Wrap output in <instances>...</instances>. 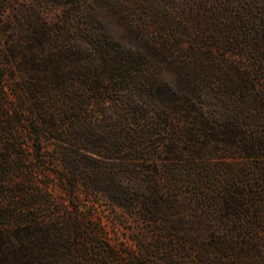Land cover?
<instances>
[{
	"label": "rangeland",
	"instance_id": "obj_1",
	"mask_svg": "<svg viewBox=\"0 0 264 264\" xmlns=\"http://www.w3.org/2000/svg\"><path fill=\"white\" fill-rule=\"evenodd\" d=\"M236 62L262 68L253 91L264 103V0H0V152H9L11 160L8 179L0 182V208L11 206L16 217L33 216L58 234L69 230L75 245L86 249L75 264H264V158L234 157L221 149L219 158L200 160L195 171L217 203L207 193L198 204L193 189L182 187L160 221L158 196L147 193L152 217L145 219L132 195L124 205L112 202L116 186L109 177L139 181L141 190L152 174L145 170L162 155L127 161L93 155L107 163L104 169L94 164L69 170L58 154L64 143L53 138L40 115L56 113L63 129L75 128L70 149L86 142L120 144L121 133L108 137V131L116 126L115 134L121 132L134 110H148L155 127L159 102L175 97L226 123L235 119L226 80L196 82L186 67ZM106 64L117 77L130 68L129 81L105 78L108 92L88 89L92 128L83 127L82 117L69 125L66 114L76 95L96 83L95 73ZM144 78L154 80L155 97L141 93ZM38 96L42 102L34 103ZM172 112L175 126L183 117ZM255 120L250 114L239 119L248 133L257 125L264 134V115ZM131 121L136 127L148 123L142 117ZM31 127H42L41 137ZM153 138L164 136L146 143ZM75 174L95 178L100 190L72 187ZM129 189L138 190L134 184ZM241 193L247 205L238 202Z\"/></svg>",
	"mask_w": 264,
	"mask_h": 264
},
{
	"label": "trees",
	"instance_id": "obj_2",
	"mask_svg": "<svg viewBox=\"0 0 264 264\" xmlns=\"http://www.w3.org/2000/svg\"><path fill=\"white\" fill-rule=\"evenodd\" d=\"M109 69L112 70V68H109V64H106L98 72L95 71L96 83L94 85L87 84L86 89L81 90L76 95L74 109L66 114L67 121H70L69 125L72 126L74 121L82 117L83 127L85 129L92 128L93 119L88 106L92 105L91 102L94 101V98L86 95L88 89L92 88L93 91L100 90V92L105 93L110 89L108 83L111 80L116 81L119 79V82L129 81V75L127 74L130 72V68L124 71L126 75L121 74L120 77L115 76L111 71L107 72ZM261 69L259 65L249 68L237 62L229 65L214 64L203 66L200 69L187 65V75L190 78L193 77L196 82H199L200 79L202 82L211 79L215 80L216 78L226 80L227 100L235 106V111L233 112V118L235 119H228L226 123L219 122L217 118L219 114L210 113V117L205 118L202 110L198 113L194 103L189 106L188 103L190 102H186L183 98L178 99L175 97L173 100L159 102L162 112L155 121V127L150 125L152 118L148 110L145 109L143 113L142 111L137 112L134 110L128 113V123L124 125V128H121V132L115 134L116 126L110 127L108 131V137L110 135L116 137L121 133L120 144L113 143L109 147H105L101 144H86V142L70 149L67 146L73 144L74 139L76 140V136L71 133L75 131V128L71 129V131L68 129L69 127L63 129L59 119L60 115L56 113H49V115L40 113L41 122L50 133H54V135L52 134L53 138L64 143L58 154L60 160L69 170H75L81 165L90 167V165L94 164L104 169L107 163L104 160H92L90 156L93 155L102 156L105 159L111 158L126 161L134 157L145 159L151 156L154 157V155H162L163 158H159L160 160L158 159L153 164V168L145 170L146 173L151 172L153 175H147L148 178L142 180L146 181V185L141 190L139 188L142 183L139 181L135 183L121 182L119 177H109L116 186L114 192L109 194V197L113 203L124 205L125 197L132 195L131 199L138 200L141 204L143 218L151 219L150 203L152 202L148 200V194H155L158 196L155 201L159 209L157 218L163 221L168 218V207L175 204V197L181 193L182 187L193 189L194 193L197 194L198 204L205 202V198L208 197L207 193L210 197L209 191L212 190L211 187L206 186V180L201 175L195 174V171H199L200 160L207 157L212 159L219 158L221 149H224L228 155H236L234 157L247 159L264 158V134L258 131L257 125L254 126L255 129L251 133H248L241 121H239L243 115L244 117L248 116V114L253 115L254 121L260 115H264V103L261 98L257 97L258 93L253 91L255 89V78L259 73H262ZM105 78L108 79V83L105 82ZM2 79L3 73L0 72V81ZM69 84L68 88L72 89L73 83ZM63 85L66 88L65 85L68 84L64 82ZM140 85L143 87L141 91L143 95H150L151 93L153 95V79L144 78ZM121 87L119 86L120 90L123 89ZM251 92L254 93L251 94ZM102 99L105 98L102 97ZM33 100L34 103H37V101L38 103L42 102V98L39 96ZM75 106H79L81 109L80 113L76 112ZM172 111H176L179 116L183 117L179 124L175 126L174 123L176 121ZM133 117H142L148 123L136 127L131 121ZM38 122L40 121L38 120ZM31 128L36 133V136L41 137L42 127ZM62 130L66 132L64 131L60 134ZM4 132H7V129ZM156 135H163L164 139L153 138L152 143H146V139L156 137ZM189 155L193 158H187ZM10 163L9 152H0V182L2 183H5L8 179L7 174L10 169ZM128 167L126 168L127 171H129ZM71 178L72 187L92 185L94 186V191L98 192L100 190L96 186L99 182L95 178L82 180L76 174L72 175ZM128 180L131 181V178ZM132 180L135 181V179ZM214 180L215 178H212L210 182ZM131 184H134V187L138 188V190L129 189ZM239 196L241 197L239 201L237 200L239 203L243 205L249 203L247 194L241 193ZM209 197L208 199L212 203H217L218 200L214 196ZM230 203H236V201L230 200L228 204L230 205ZM13 211L14 209L8 205L0 208V264H75L73 262L75 257L80 258L85 255L86 249L75 245L72 237H70L69 230L60 231L58 234V230L54 226L49 227L41 224L33 216L25 217L22 215L16 217ZM50 237H52V243L50 249H47L46 242Z\"/></svg>",
	"mask_w": 264,
	"mask_h": 264
}]
</instances>
